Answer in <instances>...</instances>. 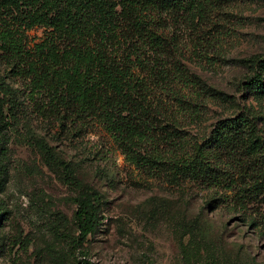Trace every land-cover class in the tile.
<instances>
[{
  "label": "trees",
  "instance_id": "1",
  "mask_svg": "<svg viewBox=\"0 0 264 264\" xmlns=\"http://www.w3.org/2000/svg\"><path fill=\"white\" fill-rule=\"evenodd\" d=\"M233 1L0 0V111L16 115L28 102L37 119L66 136L99 128L137 169L197 185L212 194L207 204L263 225L264 110L220 118L201 141L187 130L200 118V96L180 60L184 29L206 22L208 7ZM32 30L41 35L30 39ZM240 62L252 71L245 91L264 99V56ZM34 144L50 166L58 161L42 138ZM99 199L95 190L78 199L81 238L97 226ZM202 221L181 224L186 261L240 264L219 251Z\"/></svg>",
  "mask_w": 264,
  "mask_h": 264
},
{
  "label": "rangeland",
  "instance_id": "2",
  "mask_svg": "<svg viewBox=\"0 0 264 264\" xmlns=\"http://www.w3.org/2000/svg\"><path fill=\"white\" fill-rule=\"evenodd\" d=\"M184 31L180 60L200 96V118L187 125L191 135L201 141L220 118L264 110V99L244 89L252 71L240 62L264 56V0L208 7V20ZM28 35L39 37L41 30ZM20 109L0 111V264H196L186 261L189 238L181 229L194 218L203 220L220 252L240 264L252 258L264 264V224L248 226L223 204H207L212 194L197 185L176 186L137 169L99 128L66 136L37 119L28 102ZM35 136L55 152L52 166ZM91 190L100 194L98 223L81 238L78 199Z\"/></svg>",
  "mask_w": 264,
  "mask_h": 264
}]
</instances>
